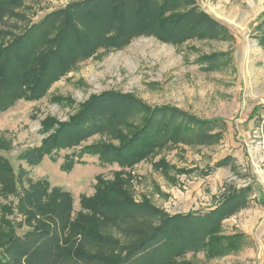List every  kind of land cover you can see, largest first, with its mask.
Masks as SVG:
<instances>
[{
	"label": "trees",
	"instance_id": "obj_1",
	"mask_svg": "<svg viewBox=\"0 0 264 264\" xmlns=\"http://www.w3.org/2000/svg\"><path fill=\"white\" fill-rule=\"evenodd\" d=\"M29 1L0 0V112L21 100H40L80 62L102 49H124L136 38L154 36L170 44L233 38L198 0H73L37 23L31 21ZM254 33L264 49V18ZM225 57L216 53L200 62L212 70ZM217 126V121L177 107H151L132 94L110 90L92 96L66 122L47 119L42 132L48 135L41 145L25 150L19 158L32 166L46 157L56 161L62 150L100 135L118 144L86 145L66 156L62 170L70 172L83 163L84 156H98L102 164L125 168L168 142L213 144L221 139L214 132ZM17 183L12 164L0 155L1 193L17 194ZM124 185L119 178L98 179L96 196L82 201L93 216L79 223L72 219L69 193L50 191L46 181L32 185L19 200V213L26 217L29 230L19 235L11 221L2 220L10 228L0 231V264H175L189 253L223 240L239 244L242 238L219 234L224 220L249 205L250 187L230 190L209 211L171 215L148 201L135 202Z\"/></svg>",
	"mask_w": 264,
	"mask_h": 264
},
{
	"label": "rangeland",
	"instance_id": "obj_2",
	"mask_svg": "<svg viewBox=\"0 0 264 264\" xmlns=\"http://www.w3.org/2000/svg\"><path fill=\"white\" fill-rule=\"evenodd\" d=\"M70 1L30 0L31 21L39 22ZM198 2L227 26L231 40L170 44L154 36L136 38L124 49H102L80 62L40 100H21L0 112V155L10 161L18 178L17 194L4 196L0 191V231L10 228L2 220L11 221L19 235L29 230L26 217L19 213V200L40 181H46L50 191L59 189L71 195L72 219L78 223L93 216L82 201L96 196L98 179L114 182L119 178L135 202L148 201L171 215L209 211L230 190L250 187L249 205L224 220L219 234L228 239L241 235L239 244L223 240L180 257L175 264H264V49L254 33L264 18V0ZM216 53L226 55L224 61L215 69H206L201 58ZM110 90L132 94L151 107L169 105L217 121L214 132L221 139L209 145L168 142L125 168L102 164L98 156H84L83 163L70 172L62 170L66 156L86 145L118 144L100 135L62 150L56 161L46 157L32 166L19 158L25 150L41 145L48 135L42 132L47 119L66 122L92 96ZM114 235L120 236L117 231Z\"/></svg>",
	"mask_w": 264,
	"mask_h": 264
}]
</instances>
